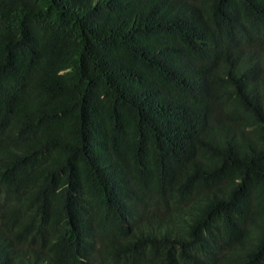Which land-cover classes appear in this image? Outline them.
<instances>
[{
	"label": "trees",
	"instance_id": "trees-1",
	"mask_svg": "<svg viewBox=\"0 0 264 264\" xmlns=\"http://www.w3.org/2000/svg\"><path fill=\"white\" fill-rule=\"evenodd\" d=\"M0 264H264V0H0Z\"/></svg>",
	"mask_w": 264,
	"mask_h": 264
}]
</instances>
